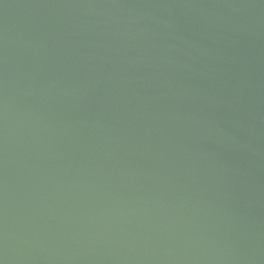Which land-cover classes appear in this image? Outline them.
<instances>
[{
  "label": "water",
  "instance_id": "1",
  "mask_svg": "<svg viewBox=\"0 0 264 264\" xmlns=\"http://www.w3.org/2000/svg\"><path fill=\"white\" fill-rule=\"evenodd\" d=\"M0 264H264V0H0Z\"/></svg>",
  "mask_w": 264,
  "mask_h": 264
}]
</instances>
